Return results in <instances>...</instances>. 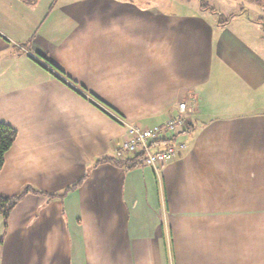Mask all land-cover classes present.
I'll return each instance as SVG.
<instances>
[{
    "label": "crops",
    "instance_id": "obj_1",
    "mask_svg": "<svg viewBox=\"0 0 264 264\" xmlns=\"http://www.w3.org/2000/svg\"><path fill=\"white\" fill-rule=\"evenodd\" d=\"M191 3L0 0V123L17 134L0 196L37 192L0 264H264V28L242 13L264 0ZM181 104L185 149L158 176L114 163L123 123Z\"/></svg>",
    "mask_w": 264,
    "mask_h": 264
},
{
    "label": "built area",
    "instance_id": "obj_2",
    "mask_svg": "<svg viewBox=\"0 0 264 264\" xmlns=\"http://www.w3.org/2000/svg\"><path fill=\"white\" fill-rule=\"evenodd\" d=\"M125 137L115 150L116 160L128 158H142L145 166L149 167L157 176L162 168L173 161L185 149L183 142L177 141L181 132L189 130L185 120V105L178 106V114L167 122L155 127H140L135 124L123 123ZM164 146L159 149L157 145Z\"/></svg>",
    "mask_w": 264,
    "mask_h": 264
},
{
    "label": "trees",
    "instance_id": "obj_3",
    "mask_svg": "<svg viewBox=\"0 0 264 264\" xmlns=\"http://www.w3.org/2000/svg\"><path fill=\"white\" fill-rule=\"evenodd\" d=\"M22 1L25 2L26 4L33 5L36 3L37 0H22ZM199 6L203 10H210V11L213 10L211 7L209 8L206 5H204L203 0H199ZM221 21H223V20H221ZM227 21H228V19L224 20L223 22H227ZM46 62H48V61L46 60ZM53 68H55V67H53ZM55 70H57V69L55 68ZM58 72H60V71H58ZM188 131L189 130L185 131V133H188ZM16 136H17V134H16L15 130H13L9 126H6V125H3L0 123V172H1L3 165H4V157H5L6 153L11 149V147H12V145L16 139ZM104 162H105V160H101V161H98L96 164L104 163ZM114 163L116 165L125 164V166H128V167H133V166H137L139 164H144L143 159L140 157L139 158L138 157L137 158H129L126 161H122V162L116 161ZM83 179L84 178L79 180L75 185H73L71 187V189L77 188L81 184ZM27 193L37 194V192L32 191L30 188H25L23 190V192L17 196H13V197L0 196V216H1L2 221H3V230H4L3 235L0 238V244L2 243L4 233H5L6 228H7V221L9 218V214L14 209V207L19 202V200ZM56 197H58V196L49 195V198H56Z\"/></svg>",
    "mask_w": 264,
    "mask_h": 264
},
{
    "label": "rangeland",
    "instance_id": "obj_4",
    "mask_svg": "<svg viewBox=\"0 0 264 264\" xmlns=\"http://www.w3.org/2000/svg\"><path fill=\"white\" fill-rule=\"evenodd\" d=\"M191 1H192V3H191L192 5L199 3V0H191ZM222 1L224 3L225 0H203L204 5H206L207 7H210L213 5H215V7H216V5L222 3ZM170 2H167V4ZM216 8H218V7H216ZM243 10H244V11H242L243 14L249 15L251 18L261 19L258 21L261 24L259 26L262 27V29L264 28V14H262L263 11L261 10V7L251 8V10H249V11H246V9H243ZM218 12H219V14L221 13V15L223 17L228 16V12H220V11H218ZM235 12H237V11H235Z\"/></svg>",
    "mask_w": 264,
    "mask_h": 264
}]
</instances>
